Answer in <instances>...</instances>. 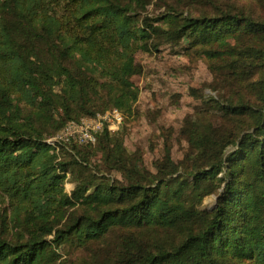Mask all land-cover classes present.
<instances>
[{"label":"trees","instance_id":"16d2710c","mask_svg":"<svg viewBox=\"0 0 264 264\" xmlns=\"http://www.w3.org/2000/svg\"><path fill=\"white\" fill-rule=\"evenodd\" d=\"M148 3L0 0V264H58L60 247L83 246L112 228L193 222L208 195L202 183L220 174L222 191L204 225L171 249L136 252L131 264H264V107L220 106L232 114L247 107L253 124L241 137L211 143L215 157L192 175V200L183 197L190 186L157 183L107 130L96 144L113 142L108 157L124 185L95 178L64 190L70 161L79 165L78 149L93 146H52L46 137L110 109L130 116L139 97L135 54L149 51L155 36L170 42L216 30L241 31L240 40L264 36V23L250 16L219 11L180 23L167 15L152 20L142 15ZM231 52L222 38L218 51L206 55ZM228 145L234 150L225 155ZM65 155H72L69 162ZM165 159L175 167L169 151ZM82 207L94 214L70 212Z\"/></svg>","mask_w":264,"mask_h":264},{"label":"rangeland","instance_id":"374dc122","mask_svg":"<svg viewBox=\"0 0 264 264\" xmlns=\"http://www.w3.org/2000/svg\"><path fill=\"white\" fill-rule=\"evenodd\" d=\"M148 2L142 15L152 20L167 15L180 23L186 17H214L223 11L250 16L264 23V0ZM154 24L167 30L162 22ZM240 32L230 35L216 30L188 34L176 42L168 41L164 34L155 36L150 41L149 51L135 54L139 72L132 82L139 90V97L133 112L130 116L122 114L121 125L108 131L111 140L120 141L123 153L132 156L134 161L141 160L143 168L156 177L157 183H169L170 188L190 186L185 187L183 195L189 200H192V175L204 170L215 157L211 143L241 137L253 124L247 107L232 114L220 106L264 107V36L240 40ZM222 38L231 54L207 56L206 52L218 51ZM49 134L48 131L46 135ZM109 146H113V142L108 144L100 139L93 147L78 149L79 165L70 161L72 155H65L66 162L70 161L64 184L67 194L74 189L76 180L84 183L98 178L113 186L124 185L120 171L108 157ZM233 150L228 145L224 153L227 155ZM167 151L174 168L166 162ZM222 176L202 183L208 195L196 206L200 219L171 229L112 228L102 238L83 246L68 242L60 247L58 264H131L136 252L175 247L209 218L222 191L219 182ZM87 211L82 207L70 212L80 216Z\"/></svg>","mask_w":264,"mask_h":264},{"label":"built area","instance_id":"2783aa9c","mask_svg":"<svg viewBox=\"0 0 264 264\" xmlns=\"http://www.w3.org/2000/svg\"><path fill=\"white\" fill-rule=\"evenodd\" d=\"M122 121L121 112L117 109H111L91 118L67 123L58 133L46 137V142L52 146L70 144L94 146L97 138L105 130L117 129Z\"/></svg>","mask_w":264,"mask_h":264}]
</instances>
